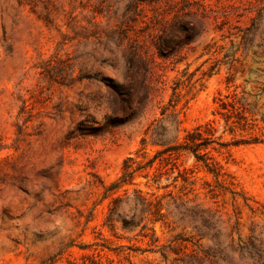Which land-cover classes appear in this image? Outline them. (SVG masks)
<instances>
[{
	"label": "rangeland",
	"instance_id": "1",
	"mask_svg": "<svg viewBox=\"0 0 264 264\" xmlns=\"http://www.w3.org/2000/svg\"><path fill=\"white\" fill-rule=\"evenodd\" d=\"M169 99L215 173L135 179L169 212L152 242L101 195ZM51 259L264 264V0H0V264Z\"/></svg>",
	"mask_w": 264,
	"mask_h": 264
},
{
	"label": "trees",
	"instance_id": "2",
	"mask_svg": "<svg viewBox=\"0 0 264 264\" xmlns=\"http://www.w3.org/2000/svg\"><path fill=\"white\" fill-rule=\"evenodd\" d=\"M176 104V100L169 99L168 106H163L160 111L161 117L153 119L146 127L140 139L141 147L135 151V156L129 155L123 158L119 175L109 183H103L101 200H108L103 225L110 229L119 223L122 229L133 233L134 236L148 237L152 242L157 241L153 226L157 222H164L169 212L162 211L163 205L157 195L151 193V196H148L142 189L135 187V179L144 177L146 182L151 179L153 183H158L163 175L174 172L178 167L177 157L186 152H190L196 161L201 159L206 169L214 172V168H211L205 158H202L206 153H200L211 141L207 135L210 133V128H202L198 125L192 130L184 129L181 135L180 120L173 109ZM169 107L172 109L168 113ZM208 125L207 123L205 126ZM147 133H149L150 142L158 146L150 157L145 151ZM150 174H152L151 177ZM178 177H181L183 181L187 180V177L179 170L177 175L173 176V180L176 181ZM179 215V220L183 219L184 213L179 212ZM86 247L88 246H80L81 249ZM161 253L165 256V252ZM83 257L89 258L85 254ZM53 262L54 259H51L46 264ZM71 264L76 263L71 262ZM90 264H96V262L92 261Z\"/></svg>",
	"mask_w": 264,
	"mask_h": 264
}]
</instances>
